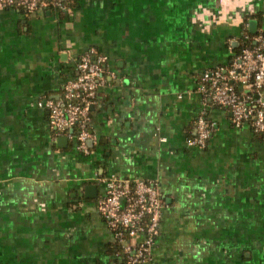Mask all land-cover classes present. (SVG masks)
<instances>
[{"label": "crops", "instance_id": "0c3cea01", "mask_svg": "<svg viewBox=\"0 0 264 264\" xmlns=\"http://www.w3.org/2000/svg\"><path fill=\"white\" fill-rule=\"evenodd\" d=\"M50 2L0 7V264H121L96 208L112 175L159 183L150 264H264V134L198 90L264 33V0ZM91 47L104 62L84 153L37 101L61 99ZM200 113L211 133L188 147Z\"/></svg>", "mask_w": 264, "mask_h": 264}, {"label": "built area", "instance_id": "2783aa9c", "mask_svg": "<svg viewBox=\"0 0 264 264\" xmlns=\"http://www.w3.org/2000/svg\"><path fill=\"white\" fill-rule=\"evenodd\" d=\"M47 0H0V7H21L34 11ZM61 6L60 0H51ZM253 45L232 53L226 66L204 71L198 90L214 104L230 112L235 127L249 125L264 134V33L245 35ZM104 57L91 47L76 62L77 74L66 81L59 100L41 99L39 107L47 111L48 125L56 132L72 128L77 148L87 152L89 106L93 103ZM211 133V124L203 113L196 116L194 134L186 137L188 147L203 148ZM165 137L160 136L163 142ZM163 201L159 183L144 179L110 176L96 208L120 246L121 264H150V251L159 233Z\"/></svg>", "mask_w": 264, "mask_h": 264}, {"label": "trees", "instance_id": "16d2710c", "mask_svg": "<svg viewBox=\"0 0 264 264\" xmlns=\"http://www.w3.org/2000/svg\"><path fill=\"white\" fill-rule=\"evenodd\" d=\"M253 44H254V43H253L252 40L245 41L244 43H242L241 45H239V46L235 49V51L240 50V48H241L242 46H245V45H253ZM257 135H262V133H257ZM116 246H117V245H116ZM117 247H119V246H117Z\"/></svg>", "mask_w": 264, "mask_h": 264}, {"label": "water", "instance_id": "95a60500", "mask_svg": "<svg viewBox=\"0 0 264 264\" xmlns=\"http://www.w3.org/2000/svg\"><path fill=\"white\" fill-rule=\"evenodd\" d=\"M64 140H65L64 137H58L59 144L63 143Z\"/></svg>", "mask_w": 264, "mask_h": 264}]
</instances>
